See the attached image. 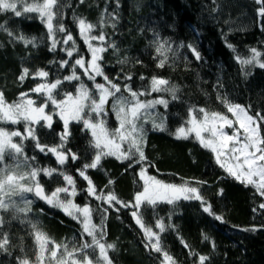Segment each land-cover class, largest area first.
Masks as SVG:
<instances>
[{"label": "trees", "instance_id": "trees-1", "mask_svg": "<svg viewBox=\"0 0 264 264\" xmlns=\"http://www.w3.org/2000/svg\"><path fill=\"white\" fill-rule=\"evenodd\" d=\"M26 2L32 4L42 0ZM59 5V15L54 18L53 26L56 29L63 24L73 36L77 50L72 57L66 51L72 48V42L63 43L65 33L54 31L53 36H50L37 14H28L31 16L29 19L27 16L15 17L11 11L0 12V24L7 22V28L15 35L36 38L34 45H25L23 41L10 37L7 32L0 31V91H3L5 100L8 103L16 102L20 93L24 92H28L32 99L40 100L42 96L30 90L37 84L53 83L57 79L62 81L53 90L57 100L64 98L65 93L75 94L81 82L96 95L95 83H106L102 76H97L95 81L89 80L83 74L84 69L77 66L80 80L67 81L64 77L72 74L71 66L76 59L83 56L86 66L91 59V53L79 34L78 23L74 18H83L97 25L91 35L99 36L103 31L105 41L91 40L90 43L94 47H107L114 42L120 49L118 54L111 48L100 53L103 59L99 63L104 75L118 84L122 92L126 83L133 91L149 92L153 76L167 79L169 86L174 85L179 89V99L175 101L171 100L169 93L151 92L150 95L140 97L142 101H147L163 96L170 101L167 109L157 105L155 110H149L147 123L138 121L146 130L143 151L147 162L136 164L134 161L138 156L131 161H121L115 156L102 157L96 169L86 170L97 194L107 196L111 192L120 201L134 203L135 194L143 190L138 175L141 167H147L148 175L165 183H187L189 187H197L200 195L211 205L212 213L222 216L223 222L205 213L201 202L194 199H181L175 204L159 202L154 211L147 205H141L143 222L159 234L163 250L177 264H199V255L210 257L205 264H264V208L260 207L264 204L263 196L254 186L230 176L216 163L214 153L204 148L194 136L177 139L173 135L177 128L186 125L190 117L189 108H193L194 114L198 116L201 113L196 110L204 108L208 112H218L232 119V114L221 102L223 98L245 108L250 106L249 115L260 113L264 116V69L241 65L237 59L250 58L253 55L251 49L255 48L261 53L260 60L264 62V17L258 15L261 4L257 0H120V7L117 8L116 0H84V3H80V0H59ZM24 6L18 4V10L22 11ZM105 8L107 13H119L115 29L111 27L112 21L105 13ZM102 13L105 22L101 27ZM156 34L161 41L169 42L172 51L163 55L155 51L152 42L157 38ZM53 39L58 43L55 51H50ZM181 44L185 46L180 47ZM188 44L201 54L202 59L196 60ZM164 55L168 58L165 66L157 67ZM125 56L128 62L118 63ZM64 60L69 63L61 67L60 62ZM137 60L142 63H136ZM23 68H28L30 75L20 82L18 77ZM39 70L48 72V77L36 76ZM245 72L250 74L245 76ZM129 74L132 79L127 81L125 76ZM141 76L145 79L141 80ZM123 95L129 94L123 92ZM105 109L107 127H117L112 99H109ZM160 115L167 117L166 132L152 130L151 117ZM259 123L260 133L264 136V121ZM3 126L10 131L17 129L24 132L22 123ZM69 129L71 136L65 149L75 153L77 160L73 161L69 155L66 164L59 166L52 153H41L31 140L24 141L25 154L35 156L41 167L62 168L74 178L77 195L73 201L80 206L87 204L96 210L92 217L93 223L99 225L100 210L108 208L104 242L116 245V250H109L108 253L113 264H162V253L145 248L148 241L143 229L131 215L133 208L116 205L120 208L117 212L105 201L88 195V183L79 176L77 170L92 162L96 150L88 146L91 134L83 130L82 122L70 121ZM62 130L63 121L59 118L53 119L52 130L37 126L40 143L49 147L60 144L56 133ZM124 147L127 149V144ZM5 163L11 164L13 161L6 157ZM130 163L132 167H129ZM110 179L114 181L111 185L108 183ZM40 182L46 193H51L58 186H66V182L58 175L52 179L41 175ZM26 197L33 201L28 219L37 223L39 230L46 233L51 241L67 244L69 249L74 243L82 242V226L79 221L61 210L51 208L32 194H26ZM4 215L6 220L11 219L9 214ZM161 219L166 226L163 233L156 227L157 220ZM169 224L174 227H167ZM250 227L259 230H242ZM2 231L9 233L10 254L0 252V264H18L19 259H27L30 264H35L39 249L31 226L12 220L10 224H5ZM204 235H207V240L203 239ZM83 240L90 241V237L85 234ZM185 243L188 247L184 246ZM52 247L49 243V249ZM190 252L198 255H190ZM45 264L52 262L45 260Z\"/></svg>", "mask_w": 264, "mask_h": 264}, {"label": "snow or ice", "instance_id": "snow-or-ice-1", "mask_svg": "<svg viewBox=\"0 0 264 264\" xmlns=\"http://www.w3.org/2000/svg\"><path fill=\"white\" fill-rule=\"evenodd\" d=\"M80 3H84V0H80ZM257 3L261 4L258 15L264 17V0H257ZM18 4L25 5L22 11L18 10ZM116 6L117 8L120 7V0H116ZM59 7V0H42V2L32 4H27L26 0H0V12L11 11L15 17L27 16L29 19L31 16H28V14H37L41 23L46 25L50 36H53L54 31L65 33L66 39L63 40V43L72 42V48L70 50L66 49L67 55L72 57L73 52L77 50L73 36L67 32L63 24H60L56 29L53 26L54 18L59 15ZM105 13H107V8H105ZM107 15L112 21L111 27L115 29L119 19L118 11L107 13ZM74 19L78 23L79 34L91 53V60L87 62L86 66L83 56L76 59L71 66L72 74L64 77V80H80V76L77 75L76 71L77 66H79V68L84 69L83 74L89 80L95 81L97 76H102L106 83H95L96 95H93L92 91L81 82L76 89L75 96L72 93H65V99L59 101L53 95V90L62 84L60 79L53 83L37 84L30 91L47 97L44 103L38 106L37 100L30 98L28 92L20 93L19 102L8 103L5 100L3 91H0V252L8 253L10 245L9 233L3 232L2 229L6 223L10 224L12 220H16L21 224H29L33 229L35 242L39 249L35 264H45L46 259L52 264H113V260L108 253L109 250L115 251L116 245L104 242L106 235L105 220L108 208L100 210L101 223L99 225L93 223L92 217L96 210L87 204L81 207L68 198L77 195L74 178L62 168L39 166L36 157H29L24 151V141L31 140L35 148L41 153L45 155L52 153L59 166L66 164L69 155L73 161L77 160L78 156L75 153H72L70 149H65V145L71 136L70 121H76L83 123L84 131L90 130L91 139L88 142V146L96 150L92 162L84 164L81 169L77 170L79 176L88 183L86 189L88 195L95 196L97 200L105 201L109 206L115 208L117 212L120 211V208L116 207V205H120L123 208H133L131 215L135 219V223L143 229L148 241L144 245L145 248H151L157 253H162L164 257L162 264H177V261L167 251L163 250L159 234L154 232L151 227L145 226L140 214V208L141 205H147L154 211L159 202L175 204L181 199H194L201 202L202 210L205 213L213 215L216 220L223 222L222 216L212 213L211 205L200 195L199 189L197 187H189L187 183L181 185L165 183L155 176L148 175L147 167H141L138 175L139 179L143 181V190L135 194L134 203L131 201L124 202L120 201L111 192L107 196L102 193L98 195L95 185L90 177L86 175V170L89 168L96 169L100 165L102 157L106 156H115L121 161H131L138 156V159L134 161L136 164L147 162V157L143 151V145L146 143V130L138 121L143 120L144 123H147L150 116L149 110H155L157 105H162L167 109L170 101L163 98V96L147 101H142L140 97L150 95L151 92L169 93L171 100L175 101L179 99L177 95L179 89L174 85L169 86L170 82L167 79L153 76L149 92L133 91L131 86L126 83L123 92H127L129 95H123L121 87L104 75L99 63L103 59L100 53L106 52L108 48H111L114 53L118 54L120 49L114 42L109 43L107 47H94L90 43L91 40L105 41L103 31H101L99 36L91 35L97 25L88 23L83 18L75 17ZM104 22V13H102L100 19L101 27ZM6 25L7 22L0 24V31L7 32L10 37L23 41L25 45L35 44V37L28 39L23 34L17 36ZM156 36L157 38L152 43L155 45V51L158 54L163 55L172 51L168 41H161L158 38V34ZM57 43V40H52L50 51H55ZM184 46L183 44L180 45V47ZM187 47L191 49L196 60L202 59L201 54L191 44H188ZM228 47L231 48L232 45H228ZM251 52L253 55L248 59L237 57L241 65L258 66L260 69H264V62L260 60L261 53L255 48H252ZM167 59V56L164 55L157 67L163 68ZM127 62V56L118 61L120 64ZM68 63L67 60L61 61L60 66L64 67ZM136 63L142 62L137 60ZM249 74L245 72V76ZM29 75V69L23 68L18 79L23 82ZM35 75L48 77L49 73L39 70ZM131 79L132 76L130 74L125 76V80L130 81ZM140 79L143 80L145 77L141 76ZM110 98L112 99V110L119 121V126L115 129H109L107 121L104 119L107 115L105 105L109 103ZM218 99L221 98L218 97ZM48 102H51L55 108L59 109V118L63 121V130L56 133L60 139V144L52 147L41 144L37 135V126L47 130H52L53 128V115L45 112ZM221 102L226 105L227 111L236 118L235 121L229 119L227 115L218 112H208L204 108L196 110L203 114V119L198 120L193 115V108H189L188 112L191 118L186 121L189 127L185 128L182 125L176 129L173 135L177 139H188L191 133H195V138L199 143L215 154L216 163L221 168H225L230 176L241 183L254 186L256 191L261 196H264V136L260 133L259 123L264 121V116H261L260 113H256L255 116L249 115L250 106L245 108L243 105L229 102L226 98L221 99ZM86 108L87 112L85 111ZM8 123L12 125L23 123L24 132L7 130L3 125ZM151 124L153 131H168L167 117L165 116L151 117ZM235 124H238L239 127L236 128ZM225 126L234 129L231 135L224 130ZM204 133L209 135L206 137L203 135ZM17 138L19 142H17ZM125 144H127V149L124 148ZM6 157L10 158L13 163H5ZM222 158H226L231 163H223ZM129 167H132L131 163ZM41 175L48 179L58 175L66 182V186H58L51 193H46L44 185L40 182ZM108 183L111 185L114 181L110 179ZM26 194H32L51 208L61 210L67 216L79 221L82 226V242L79 244L74 243L72 248L69 249L67 244H56L55 241H51L46 233L39 230L37 223L28 219V215L32 211L31 205L33 201L28 199ZM61 194H64L63 198ZM220 194H223V189L220 190ZM260 207L264 208V204L260 205ZM4 214H9L11 219L6 220ZM156 227L161 233L166 230L162 219L157 220ZM167 227L174 226L169 224ZM242 230L255 232L259 229L250 227ZM85 234L90 237V241L83 240ZM153 238H155V242H153ZM203 239L207 240V235H204ZM181 242L184 243L183 240ZM49 243L53 245L51 249L48 248ZM184 246L188 247L186 243ZM212 247L213 249L215 248L214 242ZM46 252L50 253L47 257L45 256ZM90 252L91 255L89 254ZM190 255L198 254L190 252ZM209 259L210 257L206 255H199V264H205ZM18 264H30V262L27 259H19Z\"/></svg>", "mask_w": 264, "mask_h": 264}, {"label": "rangeland", "instance_id": "rangeland-1", "mask_svg": "<svg viewBox=\"0 0 264 264\" xmlns=\"http://www.w3.org/2000/svg\"><path fill=\"white\" fill-rule=\"evenodd\" d=\"M91 60V59H90ZM76 95V92H75V94H73V96H75ZM31 98V97H30ZM47 99V97L46 96H42V99H40V100H37L38 102H37V106L39 105V104H41V103H44V101ZM63 99H65V97L64 98H62V99H60V100H63ZM111 99V98H110ZM19 100H20V98L16 101V102H19ZM33 100H35V99H33ZM42 101V102H41ZM59 101V100H58ZM45 112L46 113H48V114H52L53 115V119H55V118H59V109L58 108H55V106H53L51 103H50V105H48L46 108H45ZM193 115H195L196 116V118L198 119V120H202L203 119V114L201 113L200 114V116H198V115H196V114H194V111H193ZM191 117H189V119H190ZM60 119V118H59ZM188 119V120H189ZM230 119V118H229ZM235 117L232 115V119L231 120H233V121H235ZM23 124V123H22ZM118 126H119V121H118ZM117 126V127H118ZM23 127H24V124H23ZM117 127H114L113 129H115V128H117ZM184 127L185 128H187V127H189V125L186 123V125H184ZM235 127L236 128H238L239 127V125L238 124H235ZM15 130H17V129H15ZM226 132H228V134L229 135H231L232 134V132H233V130L234 129H230V128H228L227 126H225V129H224ZM10 131V130H9ZM242 131V130H241ZM89 132H90V130H89ZM176 132V131H175ZM174 132V133H175ZM90 134H91V132H90ZM190 135H192V136H194L195 137V133H191ZM189 135V136H190ZM203 135H205L206 137L209 135L208 133H204ZM18 142V141H17ZM125 148V147H124ZM215 155V154H214ZM222 162L223 163H225V164H229V163H231V161H228L226 158H222ZM225 169V168H224ZM142 183H143V181H142ZM61 197L63 198L64 197V194H61ZM68 198H70V199H72L73 200V197H68ZM263 198H264V196H263ZM81 207H83V206H81ZM48 248H49V245H48ZM50 253L49 252H46L45 253V256L47 257L48 255H49ZM47 260V259H46Z\"/></svg>", "mask_w": 264, "mask_h": 264}]
</instances>
